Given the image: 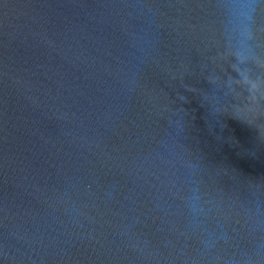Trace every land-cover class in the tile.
I'll return each mask as SVG.
<instances>
[{
    "label": "water",
    "instance_id": "obj_1",
    "mask_svg": "<svg viewBox=\"0 0 264 264\" xmlns=\"http://www.w3.org/2000/svg\"><path fill=\"white\" fill-rule=\"evenodd\" d=\"M0 264H264V0H0Z\"/></svg>",
    "mask_w": 264,
    "mask_h": 264
}]
</instances>
